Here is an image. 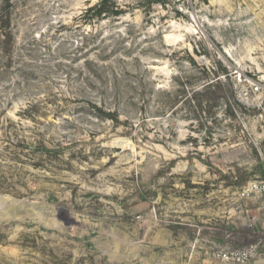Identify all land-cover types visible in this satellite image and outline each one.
<instances>
[{
    "label": "rangeland",
    "instance_id": "rangeland-1",
    "mask_svg": "<svg viewBox=\"0 0 264 264\" xmlns=\"http://www.w3.org/2000/svg\"><path fill=\"white\" fill-rule=\"evenodd\" d=\"M263 175L264 0H0V264H236Z\"/></svg>",
    "mask_w": 264,
    "mask_h": 264
},
{
    "label": "built area",
    "instance_id": "built-area-1",
    "mask_svg": "<svg viewBox=\"0 0 264 264\" xmlns=\"http://www.w3.org/2000/svg\"><path fill=\"white\" fill-rule=\"evenodd\" d=\"M239 197L242 200H250L254 198H264V175L259 179L249 182L241 188ZM264 249V242L258 241L238 248H219L215 251V256L223 262L236 264H250L252 259L256 257L260 251Z\"/></svg>",
    "mask_w": 264,
    "mask_h": 264
},
{
    "label": "crops",
    "instance_id": "crops-1",
    "mask_svg": "<svg viewBox=\"0 0 264 264\" xmlns=\"http://www.w3.org/2000/svg\"><path fill=\"white\" fill-rule=\"evenodd\" d=\"M247 202H248V203H249V202L257 203V205H258L257 208H258L259 210L264 211V198H259V197H257V198H254V199H250V200H248ZM263 214H264V213H263ZM260 223L262 224V226H263V228H264V217H263V218L261 217Z\"/></svg>",
    "mask_w": 264,
    "mask_h": 264
},
{
    "label": "trees",
    "instance_id": "trees-1",
    "mask_svg": "<svg viewBox=\"0 0 264 264\" xmlns=\"http://www.w3.org/2000/svg\"><path fill=\"white\" fill-rule=\"evenodd\" d=\"M224 74L228 76V72H224Z\"/></svg>",
    "mask_w": 264,
    "mask_h": 264
}]
</instances>
